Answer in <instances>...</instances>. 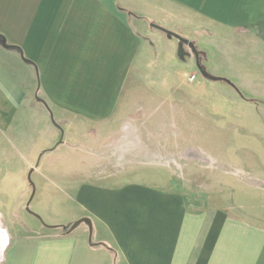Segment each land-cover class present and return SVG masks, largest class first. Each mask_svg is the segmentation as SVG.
Instances as JSON below:
<instances>
[{
	"label": "crops",
	"instance_id": "0c3cea01",
	"mask_svg": "<svg viewBox=\"0 0 264 264\" xmlns=\"http://www.w3.org/2000/svg\"><path fill=\"white\" fill-rule=\"evenodd\" d=\"M154 25L187 36L204 71L207 30L264 44V0H0V140H34L38 120L48 148L22 144L24 162L56 151L69 168L45 222L0 228V264H264V213L190 204L172 176L101 169L143 162L131 158L141 155L132 133L157 122L168 85L183 81L171 74L182 66L176 38Z\"/></svg>",
	"mask_w": 264,
	"mask_h": 264
},
{
	"label": "rangeland",
	"instance_id": "374dc122",
	"mask_svg": "<svg viewBox=\"0 0 264 264\" xmlns=\"http://www.w3.org/2000/svg\"><path fill=\"white\" fill-rule=\"evenodd\" d=\"M215 32L211 29L206 35H199L198 48L205 53L200 59L207 77L197 67L192 47L183 44L180 51L179 40L172 36L177 41L172 43L182 66L171 74L181 76L183 81L168 85L167 100L158 101L157 122L150 125L143 118L142 132L132 133L129 144L136 140L134 151L141 155L131 158L143 162L132 164L122 159L121 163L104 164L101 169L122 175L172 176L167 183L182 188L190 204L244 208L261 215L264 213V44L255 36L238 31ZM32 129L35 134L31 135V131L29 136L37 138L39 146L47 149L49 141L44 138L49 131L38 120L33 122ZM10 137L9 134L7 145L0 140V152L6 145L10 156L9 164L0 161L3 175L0 191L5 194L0 195L2 229L9 224L17 226L18 219L43 223L60 198L59 190L50 188L64 182L63 176L69 171L68 165L54 163L56 151L39 158L38 153L32 158V168L36 167L31 170L24 162L27 151L22 145L29 140L11 141ZM34 140L29 144L33 145ZM158 182L167 184L163 180ZM69 227L64 230L68 231Z\"/></svg>",
	"mask_w": 264,
	"mask_h": 264
},
{
	"label": "water",
	"instance_id": "95a60500",
	"mask_svg": "<svg viewBox=\"0 0 264 264\" xmlns=\"http://www.w3.org/2000/svg\"><path fill=\"white\" fill-rule=\"evenodd\" d=\"M154 26L157 27L158 29L164 31L169 37H172V36H173V37L177 38V39L179 40L181 46L183 45V43H187L190 47L193 46L191 42H188L186 39L182 38L181 36H179V35H177V34L171 32V31H168V30H165V29H163V28H160V27H158V26H156V25H154ZM1 43L3 44L4 41L1 40ZM179 50H180V51H183V50H182V47L179 48ZM180 53H181V52H180ZM199 69L201 70V67H200ZM201 72L203 73V75H204L205 77H207L206 74H205V72H204L203 70H201ZM81 222H86V223H88L89 220H88V219H81V220H78V221L74 222L72 225H70V227H69L68 230H72L73 228H75V227H76L79 223H81Z\"/></svg>",
	"mask_w": 264,
	"mask_h": 264
},
{
	"label": "trees",
	"instance_id": "16d2710c",
	"mask_svg": "<svg viewBox=\"0 0 264 264\" xmlns=\"http://www.w3.org/2000/svg\"><path fill=\"white\" fill-rule=\"evenodd\" d=\"M0 38H2L1 36H0ZM5 48H8V49H14V48H16V47H14V46H11V45H3ZM24 59V58H23ZM67 230V229H66Z\"/></svg>",
	"mask_w": 264,
	"mask_h": 264
},
{
	"label": "bare ground",
	"instance_id": "6f19581e",
	"mask_svg": "<svg viewBox=\"0 0 264 264\" xmlns=\"http://www.w3.org/2000/svg\"><path fill=\"white\" fill-rule=\"evenodd\" d=\"M0 231H1V230H0ZM3 234H4V233H3ZM3 234H2V235H3ZM3 238H4V237H3Z\"/></svg>",
	"mask_w": 264,
	"mask_h": 264
}]
</instances>
